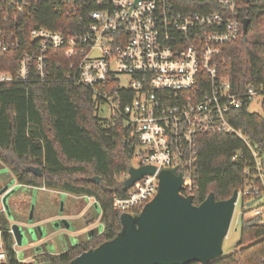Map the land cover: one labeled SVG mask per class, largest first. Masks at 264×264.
<instances>
[{
    "label": "built area",
    "instance_id": "2783aa9c",
    "mask_svg": "<svg viewBox=\"0 0 264 264\" xmlns=\"http://www.w3.org/2000/svg\"><path fill=\"white\" fill-rule=\"evenodd\" d=\"M32 1L0 0V53L20 49L19 14ZM56 1L72 5V13L89 8L78 19L81 30L65 33L30 27L29 42L18 54L14 70L0 69V84L24 82L31 70L43 80L49 52H64L69 58L65 77L92 90L96 113L99 106H106L109 116L105 119L121 116L137 135L133 166L155 168L126 189L124 196L115 195L114 209L138 212L155 195L157 174L166 167L182 171L180 193L192 194L198 138L214 132L235 134L250 148L264 192L259 151L229 120L231 110L243 105L248 108L257 97L261 113H255L264 114V93L251 84L237 91L220 72L222 46L242 34L241 0ZM7 23L12 26H5ZM95 48L100 54L93 56ZM250 194H259V188L237 190L233 212L239 205L237 224L247 214L241 209L242 196ZM81 197L96 203L91 196ZM249 212L264 221V204ZM95 228L101 231V223ZM4 259L0 241V263Z\"/></svg>",
    "mask_w": 264,
    "mask_h": 264
},
{
    "label": "trees",
    "instance_id": "16d2710c",
    "mask_svg": "<svg viewBox=\"0 0 264 264\" xmlns=\"http://www.w3.org/2000/svg\"><path fill=\"white\" fill-rule=\"evenodd\" d=\"M241 4V16L250 18V22L245 34L222 46L220 72L229 77L237 91L251 84L264 93V0H241ZM189 7L198 9L191 4ZM70 8L72 5H61L56 0H33L19 14L20 49L0 53V69L14 70L18 54L29 42L26 34L30 27L65 33L80 31L78 19L85 17L89 8L76 13L69 12ZM68 64L64 52L54 49L49 52L48 73L43 80L31 70L24 82L0 84V161L12 177L19 184L91 196L100 208L101 231L93 229L89 239L66 250L33 257L50 264L66 263L80 252L113 238L120 230L121 212L113 208L112 199L127 192L122 188V178L138 142L123 117L98 116L92 90L65 77ZM229 120L259 151L264 170V114L250 112L243 105L230 111ZM26 167H39L41 175ZM193 174L195 204L202 202L209 192L216 200H223L244 186L259 188V194L242 196L243 212L264 204L263 187L250 148L235 134L214 132L199 136ZM93 176L100 181L88 179ZM260 194V199L246 206ZM259 219V216L241 217L236 249L208 264H264V223ZM0 230L5 254L0 264H32L17 258L5 210H0Z\"/></svg>",
    "mask_w": 264,
    "mask_h": 264
},
{
    "label": "water",
    "instance_id": "95a60500",
    "mask_svg": "<svg viewBox=\"0 0 264 264\" xmlns=\"http://www.w3.org/2000/svg\"><path fill=\"white\" fill-rule=\"evenodd\" d=\"M249 22L250 18H242V34L246 33ZM25 169L41 175L39 167ZM154 171L151 165H130L127 176L122 180V188L128 189L144 174ZM157 176V191L153 198L138 212H121V227L113 238L80 252L63 264H208L220 258L223 255V240L231 224L237 190L223 200H216L209 192L202 202L195 204L192 194L180 193L183 181L181 170L166 167L160 169ZM88 179L100 181L98 176ZM8 187L3 186L0 195L3 209L10 217L8 199L16 187ZM260 198L261 195L251 199L247 206ZM59 224L66 229L70 227L65 218L54 222L53 226ZM10 229L16 245L32 242L30 234L24 235L21 224L12 223ZM87 234H93V229L88 230ZM39 249L40 246L35 247V250ZM31 263L50 264L34 259Z\"/></svg>",
    "mask_w": 264,
    "mask_h": 264
},
{
    "label": "rangeland",
    "instance_id": "374dc122",
    "mask_svg": "<svg viewBox=\"0 0 264 264\" xmlns=\"http://www.w3.org/2000/svg\"><path fill=\"white\" fill-rule=\"evenodd\" d=\"M100 54V50L95 48L94 50L91 51V55L95 56ZM248 110L249 111H254V112H258L261 113V106H260V97H257L255 100L251 101L249 106H248ZM97 114L99 117L101 118H107L109 116V111L107 110L106 106H99L98 110H97ZM136 164V158L133 157L130 161V165H135ZM123 177V176H122ZM90 178V177H89ZM124 179V177L122 178V180ZM0 182H6L8 184H10L13 182L14 183V178L11 177V173L10 170L8 169L7 166H5L1 161H0ZM17 191H23V192H27L28 190L26 189V187H22L21 184H19L16 188ZM34 194L32 196V200H30V206L28 207V209L26 210V212H24V214L26 213V215H24L23 217H20L21 214L19 211L17 210H13L12 207H10V213L11 216L8 217V219L12 222V223H24V220L29 219V222H27V225H22V229H23V233L24 235L28 236V234L31 235V239L32 241L36 240L38 237H44V239L42 240V242L36 244L35 247L37 246H42L46 253H54V251L61 249L63 247V245H68L67 241H61V236L63 233H67V234H72L75 233L74 231H76L78 229V227L85 225V222L87 220V218L90 217V215L92 214L94 216V222L92 223V226H99L100 227V221H99V217L97 216L100 213V208L98 205L94 204V202H92L91 200H86L87 203H92V208L91 211L92 213L86 212V214L84 216H82L81 214H78L74 211H70L68 214L69 217H72L74 220L70 222V227L68 229L63 228L61 226V224H59L57 227L53 226V222H50V205L48 203H46V205H44L41 210H39V214H36V209L34 210V204H35V198L37 196V194H39V188L38 186L34 187L33 190ZM19 194V192H17ZM11 197V196H10ZM9 197V200H10ZM66 196L63 195V198H65ZM264 199V195L261 198V200ZM258 203V202H257ZM2 202H1V198H0V206H1ZM53 206V205H52ZM51 206V207H52ZM31 210V213H30ZM56 210L58 211V216L62 215L63 213H65L64 208H62V206L60 208H56ZM240 210V206L238 205L236 207L235 213L233 215V218L231 220V224L229 227V230L227 232V235L225 236L224 240H223V254H228L232 251H234L236 248V244L239 240V225L236 223L235 221V216L237 215L238 211ZM61 213V214H60ZM26 216V217H25ZM254 215H251L249 211H247V214L245 215V217H253ZM21 220V221H20ZM34 220H37L39 225L37 227H34L32 222ZM27 221V220H26ZM260 223H264V221H260ZM20 224V223H19ZM236 227V229H235ZM71 240V244L70 246H73L76 239L75 238H71L69 237ZM28 243H25L22 246H19L18 248H20L18 255L22 256L24 254V249L28 246ZM38 255V254H37Z\"/></svg>",
    "mask_w": 264,
    "mask_h": 264
},
{
    "label": "crops",
    "instance_id": "0c3cea01",
    "mask_svg": "<svg viewBox=\"0 0 264 264\" xmlns=\"http://www.w3.org/2000/svg\"><path fill=\"white\" fill-rule=\"evenodd\" d=\"M11 177H12V175H11ZM5 185H8L9 186L8 188H12V187L17 188L19 183L15 179H14V183L13 182L11 183V186H10V184H8L6 182H2V183L0 182V189ZM21 186L23 188L26 187V189L28 191L23 192L20 190L19 191L15 190V192L10 195L11 197H10V200L8 199V202H9V207H12L13 210L19 211L21 214L20 217H23L24 215H26V213L24 214V212H26V210L30 206V200H32V196L34 194L33 190H34L35 186H28V185H24V184H21ZM38 188H39V194H37V196L35 198L34 210L36 209L37 210L36 214H39V210H41V208L44 205H46V203H48L50 205V208H49V210H50V214H49L50 222L54 223L61 218H65L70 223L71 221L74 220L72 217H69V215H68V214H70L69 213L70 211H74L78 214L82 213V216H84L86 214V212L92 213V211H91L92 204L87 203L86 199L82 198L81 196H76V195H73L70 193H66V192H63L60 190L50 189V188H46V187L40 188V186H38ZM17 192H19V194ZM63 195L66 197L63 198ZM0 198H1V195H0ZM61 206H62V208H64L65 213L58 216V211L56 210V208L57 207L60 208ZM2 208H3V205L1 204L0 210H2ZM97 216L99 217V215H97ZM94 219H95L94 216L91 214L90 217L87 218L85 225L78 227V229L76 231H74L75 233H72V234L63 233L61 236V241H67L68 245L64 244L61 249L54 251V253H58L60 251L66 250L69 247H71L70 246L71 240L69 237L76 239L74 244H76L80 241H84V240L89 239L92 236V234L88 235L87 232L90 229H94V226H92ZM26 220H28L27 217L24 220V223H21V222H19V223L26 226V224H25V223H27ZM9 222H10V224H12V222L10 220H9ZM32 224L34 227H37L39 225L37 220H34L32 222ZM43 239H44V237H38L36 240L29 242L27 245H25L28 247H26L24 249L25 252L22 256L18 255L20 248H18L19 246L14 243L13 247L16 251L17 258L23 262H31L35 255L41 254V253H46L45 249L42 246L40 247L39 250H35L36 244L42 242ZM54 253H51V254H54Z\"/></svg>",
    "mask_w": 264,
    "mask_h": 264
},
{
    "label": "flooded vegetation",
    "instance_id": "af4514ba",
    "mask_svg": "<svg viewBox=\"0 0 264 264\" xmlns=\"http://www.w3.org/2000/svg\"><path fill=\"white\" fill-rule=\"evenodd\" d=\"M57 221H58V220H57ZM57 221H56V222H57Z\"/></svg>",
    "mask_w": 264,
    "mask_h": 264
}]
</instances>
